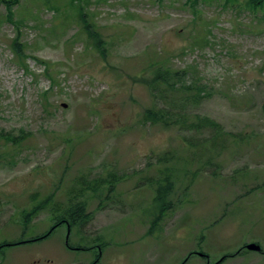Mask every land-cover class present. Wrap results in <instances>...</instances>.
Masks as SVG:
<instances>
[{"label":"rangeland","instance_id":"rangeland-1","mask_svg":"<svg viewBox=\"0 0 264 264\" xmlns=\"http://www.w3.org/2000/svg\"><path fill=\"white\" fill-rule=\"evenodd\" d=\"M57 4L60 12L43 0H19L11 8L18 26L0 3V241L50 227L47 209L20 224L31 195L54 191L64 202L79 180L109 172L115 188L108 196L101 190V198L84 192L88 222L10 246L0 264H89L96 255L95 264H264L255 251L239 252L255 241L264 249V9L220 0H88L84 11L101 35L102 54L67 0ZM16 36L25 67L12 49ZM162 58L195 69L208 89L186 112L244 137L188 185L191 174L177 182L180 201L160 231L148 234L143 212L151 211L153 191L143 177L160 166L154 153L178 149L194 134L139 122L152 99L137 78L148 61ZM2 133L17 143L6 144ZM196 168L193 162L190 171Z\"/></svg>","mask_w":264,"mask_h":264},{"label":"trees","instance_id":"trees-1","mask_svg":"<svg viewBox=\"0 0 264 264\" xmlns=\"http://www.w3.org/2000/svg\"><path fill=\"white\" fill-rule=\"evenodd\" d=\"M19 0H0L6 8L5 19L19 26L21 21L16 22L13 19L12 7ZM59 0H43L48 8L55 12H60L57 4ZM88 0H67L69 6L76 14L77 18L85 27V31L89 39L92 40L94 47L104 53V46L101 35L87 20V12L84 11V5ZM199 1L205 0H185L187 4L197 5ZM223 4L237 5L245 10L260 11L264 9V0H220ZM23 45L18 41V36L13 39L12 49L17 60L25 67L22 59ZM166 58L151 59L142 69L141 75L137 80L145 85L152 99V104L143 108L139 114L140 123H148L157 125L162 129H177L179 131L193 132L190 136L181 138L182 142L178 149L169 148L162 152L154 153L155 168L154 175L144 176L143 181L152 186L153 196L150 201V213L143 212L148 220V234L153 230L160 231V221L171 211L177 204L175 193L179 191L177 182L191 174L188 185L196 172L214 162V156L218 152L224 150L229 145L239 147L244 136L239 138L231 133L224 131L222 125L215 119L200 115L198 113L186 112V105L198 104L200 100L208 94L206 85L200 79L195 69H175L167 64ZM194 68V67H193ZM49 67H46V73ZM190 76V77H189ZM157 98V99H156ZM157 101L162 102L160 105ZM209 131L207 137H198L201 131ZM6 144L17 143V139L8 133H2ZM228 141L230 144H225ZM193 162L197 163V168L190 171ZM233 176V175H232ZM243 176V173L241 174ZM116 176L113 172H109L106 177L79 180L78 188L72 194H67L64 202L53 199V193L43 199H36V194L31 195L34 202L29 208L21 211L20 224L27 226L30 219L40 210L47 209L51 214L50 227L42 233L26 236L20 233L22 238L17 240L3 239L0 241V254H4L6 248L25 243H34L43 238L48 237L57 227L64 221H67L69 230L73 225L86 223L91 219V213L87 211V201L84 192L90 191L92 196L100 197L101 190L105 188L106 196L110 195L115 188ZM239 178V177H237ZM101 198V197H100ZM100 202V201H99ZM100 204V203H99ZM258 243V241H255ZM259 244V243H258ZM68 248L88 250L89 245H76L75 247L66 244ZM193 251L190 253L192 254ZM239 252H247L244 245L241 246ZM264 257V249L257 252ZM202 257L206 260L207 255ZM187 259V258H185ZM95 260L89 264H95ZM184 259L181 261L183 263ZM214 264V263H212Z\"/></svg>","mask_w":264,"mask_h":264},{"label":"water","instance_id":"water-1","mask_svg":"<svg viewBox=\"0 0 264 264\" xmlns=\"http://www.w3.org/2000/svg\"><path fill=\"white\" fill-rule=\"evenodd\" d=\"M63 106H65V104H63ZM244 247L246 250H251V251H255V252H259L261 250V246L256 242L246 243V244H244Z\"/></svg>","mask_w":264,"mask_h":264},{"label":"flooded vegetation","instance_id":"flooded-vegetation-1","mask_svg":"<svg viewBox=\"0 0 264 264\" xmlns=\"http://www.w3.org/2000/svg\"><path fill=\"white\" fill-rule=\"evenodd\" d=\"M62 224H66L67 226H69V224H68L67 221H64ZM62 224H61V225H62ZM67 234H68V231H67ZM68 247H70V246H68Z\"/></svg>","mask_w":264,"mask_h":264}]
</instances>
